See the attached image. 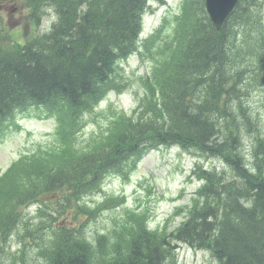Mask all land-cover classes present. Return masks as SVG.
I'll list each match as a JSON object with an SVG mask.
<instances>
[{
  "label": "trees",
  "instance_id": "trees-1",
  "mask_svg": "<svg viewBox=\"0 0 264 264\" xmlns=\"http://www.w3.org/2000/svg\"><path fill=\"white\" fill-rule=\"evenodd\" d=\"M23 1L36 24L46 6L58 20L26 44L0 47V121L17 107L45 105L60 122L59 144L0 178V254L11 255L8 236L24 224L21 245L40 239L45 264H177L178 244L210 252L217 264H264V132L249 105L254 91H264V0H239L219 30L203 0H186L180 17L144 41L148 0ZM132 55L153 64L137 107L81 142L109 94L127 90L120 65ZM245 136L253 138L251 160ZM173 145L229 169L196 165L205 184L192 206L175 212L186 217L173 230L171 220L151 230L150 211L125 208V195L94 208L84 203L109 176L128 180L146 154ZM33 207L39 219L31 218V229L24 215ZM71 208L84 220L70 219ZM117 209L125 212L119 224L89 238V223Z\"/></svg>",
  "mask_w": 264,
  "mask_h": 264
},
{
  "label": "rangeland",
  "instance_id": "rangeland-1",
  "mask_svg": "<svg viewBox=\"0 0 264 264\" xmlns=\"http://www.w3.org/2000/svg\"><path fill=\"white\" fill-rule=\"evenodd\" d=\"M14 0H0V17L3 18V33L7 34L12 28L13 40L24 43L22 29L27 26V12L20 10L18 5H21L19 0L14 1V5L2 6V3L11 4ZM179 0H167L169 9H178ZM172 6V7H171ZM166 7H163L158 14L161 15ZM155 18L147 15L144 21V36H147L155 28L158 23V17ZM53 16H49L45 20L47 30ZM30 29V26H28ZM151 61L146 60V63L141 64L138 56L131 57L127 62L123 63L122 67L125 70V78L131 82L127 92L121 95L112 94L110 98L104 102L93 116L88 121L87 128L81 141H87L91 136H98L108 128L111 118L114 114L120 111L130 113L138 104V100L143 94L140 78L150 70ZM249 105L252 110L253 118L259 122V126L264 129V91H254L249 97ZM30 117L19 116L18 122L20 129H12L6 133V136L0 142V171L6 168L10 162L16 157L25 153H32L40 148H49L55 142V125L53 121L39 118L36 110H31ZM248 133V132H247ZM246 133V134H247ZM253 143V138L245 136V153L248 155L247 160H251L249 156L250 145ZM205 158V157H204ZM201 160L204 167L216 169L220 172L229 169L221 162V160L205 158ZM196 162L194 159L185 153H178L176 150L161 149L149 153L141 162L135 172L131 174L130 181H124L118 178H110L105 185V193L98 197L87 199V203L98 202L110 194H125L127 197V209H138L139 211L149 210L151 213V225L154 227L164 226L167 220L175 213V210L188 203L193 192L196 190L197 183L188 181V174L194 167ZM229 174V173H228ZM184 193V194H183ZM182 194V197L180 196ZM180 196V197H179ZM176 200H173L175 199ZM77 220H84L85 215L76 213L74 208L70 209L69 217ZM124 209L109 211L101 215L96 221L89 223L86 230L89 238L93 239L97 233H107L112 230L124 218ZM184 212L174 215L172 221L168 222V230H173L184 218ZM39 219V215H31L29 217ZM26 221L27 218H26ZM43 222V221H41ZM46 226L52 221L45 219ZM58 222V221H57ZM31 229L36 224L31 222ZM53 223V222H52ZM56 225V224H55ZM56 226H63V222ZM19 234L25 233V225L19 228ZM46 237L50 235V231H46ZM7 239L12 243L7 251L15 253L17 264H45L43 254L38 256L40 239L34 242L30 238L26 243L21 245L17 236L13 238L12 234ZM37 237H40L39 235ZM41 238V237H40ZM43 242V241H41ZM1 249V246H0ZM4 257L5 264H10L13 256L6 255ZM10 258V259H9ZM178 264H216L211 261V257L206 252H196L192 249L182 248L178 253Z\"/></svg>",
  "mask_w": 264,
  "mask_h": 264
},
{
  "label": "water",
  "instance_id": "water-1",
  "mask_svg": "<svg viewBox=\"0 0 264 264\" xmlns=\"http://www.w3.org/2000/svg\"><path fill=\"white\" fill-rule=\"evenodd\" d=\"M238 0H206L207 9L214 24L219 28Z\"/></svg>",
  "mask_w": 264,
  "mask_h": 264
},
{
  "label": "bare ground",
  "instance_id": "bare-ground-1",
  "mask_svg": "<svg viewBox=\"0 0 264 264\" xmlns=\"http://www.w3.org/2000/svg\"><path fill=\"white\" fill-rule=\"evenodd\" d=\"M248 170V169H247ZM257 172V171H256ZM261 175V174H260ZM264 177V176H263ZM253 193V192H252ZM250 206V205H249ZM229 213V212H228ZM11 235V234H10ZM49 263V262H48Z\"/></svg>",
  "mask_w": 264,
  "mask_h": 264
}]
</instances>
